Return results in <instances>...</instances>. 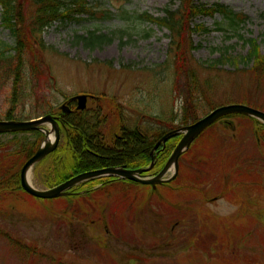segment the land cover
<instances>
[{
  "label": "rangeland",
  "instance_id": "rangeland-1",
  "mask_svg": "<svg viewBox=\"0 0 264 264\" xmlns=\"http://www.w3.org/2000/svg\"><path fill=\"white\" fill-rule=\"evenodd\" d=\"M15 1L16 30L26 41L20 50V63L29 82L16 91L25 112L41 111L48 104L58 108L79 94L92 95L93 102L88 104L94 107V100L103 96L115 98L122 105L130 128L140 123L156 133L165 129L158 120L182 127L184 110L193 109V105L190 118L204 117L212 107L231 102H247L264 110V83L259 84L248 74L250 63L241 62L239 69L231 63L209 67L227 49L237 58L246 55L248 38L257 39L264 54V0H195L203 6H227L247 20L235 31L226 27L228 22L219 14L197 17L195 23L209 31L194 32L191 37L183 34L179 45L185 51L179 56L177 49L171 48L167 29L135 17L143 13L165 17L164 9L170 6L176 11L180 0H87L97 10L111 11L113 19L102 20L99 13L97 19L84 16L83 21H54L40 31L35 22L36 0ZM124 12L132 18L122 19ZM3 15L0 6V48L2 44L17 46ZM223 22L225 32H220L217 23ZM97 29L111 40L86 46L80 36ZM192 45L197 48L192 49ZM15 60L18 61L17 53ZM30 66L38 68L39 76L29 75ZM193 78L198 79L200 93L189 96L187 80ZM13 79L11 70L0 63V117L10 107ZM242 125L247 131L253 124L234 119V132L217 125L210 133H221L224 140H231L232 136L233 140H241L236 148L244 159L253 165L261 163L251 134L239 136L237 128ZM11 138L0 136V144ZM19 138L34 141L28 133ZM92 149L99 156H113ZM116 158V164L122 162ZM202 158L205 157L190 153L181 162L188 174L195 173L205 180L198 185L207 193L205 199L197 191L181 187L141 194L136 188L102 191L95 185L84 189L93 193L90 201L73 202L29 200L19 194V199H10L0 213V264H264V213L256 216L254 212L264 209V192L256 190L249 197L252 203L243 217L231 205L241 200L235 194L210 201L214 195L220 196L224 185H217L214 167L206 174L197 164L203 161L213 165L219 156ZM257 169L264 175L263 164ZM40 178L34 168L31 183L46 189ZM198 197L202 200L194 202ZM193 234L191 242L188 239ZM216 239L222 242L214 244ZM25 245L31 248L29 255L24 251Z\"/></svg>",
  "mask_w": 264,
  "mask_h": 264
},
{
  "label": "trees",
  "instance_id": "trees-1",
  "mask_svg": "<svg viewBox=\"0 0 264 264\" xmlns=\"http://www.w3.org/2000/svg\"><path fill=\"white\" fill-rule=\"evenodd\" d=\"M173 2V0H172ZM15 0H0V6L3 8V21L10 29V32L13 33L14 37L17 39V46L9 47L7 45L2 44L0 48V63L3 64L5 68L11 70L14 79L12 81L13 91L9 98V109L4 112V116L0 117L4 118L5 120H18V121H26L37 119L40 116H46L47 114H51L53 116L58 115L60 113L59 108H55L53 105H47L45 109L41 111H36L33 113L25 112V109L20 108V96L17 95L16 91H20L24 89V82H29L27 75L25 74L24 67L22 63H20L21 55L20 50H23L25 47L23 46L26 41H23L21 37V33L16 30V22H15ZM181 6L176 11L171 10L170 6L164 9L165 17L156 18L149 15L148 13L140 14V16H136V20H145L147 22H152L157 24L160 27H164L170 33L171 37V48L177 49L178 56L180 53H184V47H181L180 38H183V34H187V36L191 37L194 32H208L209 29L204 27V25L196 24L195 19L200 16L209 15L215 16L219 14L223 17L224 22H228L226 27L236 29L246 23L247 17L244 15L233 12L230 8L220 4H214L212 6L207 5H199L195 2V0H180ZM37 5V13H36V26L37 30L40 31L43 29L44 26L49 25L51 22L54 21H83L84 16H87V19H97V15L100 13L102 20L113 19V14L111 11H103L97 10V8L93 7L87 0H74L70 3L64 2L59 3L55 0H36ZM122 19L129 20L132 17L128 16L125 12L124 14L120 15ZM217 23L219 26L217 30L220 32H225V24ZM98 30V31H97ZM89 31L86 36H80L81 41L85 43L86 46H97L98 44H104L111 40V37L105 35L99 29ZM186 38V41L188 40ZM245 44L249 47V50L246 55L241 57H236L232 55L230 49L221 54L220 58L217 61H214L209 67L224 66L225 64L231 63L233 66H236L238 69L241 68V62H248L252 67H250L249 73L252 77L254 76V81H257L259 84L264 83V54L261 51V43L258 42L257 39L248 38L245 41ZM192 49L197 48V46L192 45ZM18 55V61L15 60V54ZM190 58V57H187ZM3 61V62H2ZM23 67V69H22ZM31 67L30 76L35 78L39 76L38 68ZM247 74V75H248ZM187 90H189V96H193V94L200 93L199 89V82L198 79H188L187 80ZM107 102V103H104ZM244 102V101H243ZM235 103V102H231ZM191 104V102H190ZM248 106L250 105L247 102H244ZM94 107H88L85 111L77 112L75 108L73 112L69 115L64 116L65 121V128L67 131L64 132L63 140L59 144L57 151L49 155L43 162H41L36 171L38 175H40V179L44 184V187L47 189H51V187H55L60 185L66 180L71 179L73 176L81 174L87 168H97L101 166L104 162H94L93 165L87 164L86 162H81L78 157L79 148L86 147V143L95 144V145H108L110 147L113 146L114 142L113 139L118 137L125 136H134V135H141L143 137H148L150 145L155 144L156 139H159L167 134V132L175 130L174 122L170 123V121H163L158 120L165 126L164 130H157L156 133L153 130L149 129L147 126H143L140 123H134V128H130L129 125H126L125 118L123 115L122 105L117 102L115 98H105L101 97L96 101ZM191 104L190 106H192ZM216 107H212L211 110L215 109ZM258 108V107H255ZM261 109V108H260ZM192 110H195V106L193 105V109L184 110L186 115L185 117L181 118L182 126H188V124L195 123L198 121L200 117H192L190 118L189 115L192 113ZM187 112L189 114H187ZM148 116V114H145ZM143 117V116H142ZM3 119V120H4ZM234 119L237 120H247L251 124V129L244 130L243 125L237 128L238 134L240 137L248 134H251L252 138L251 141L255 142L256 147L254 151L257 152V156L261 160V163L254 164L248 158L244 159L245 157L241 155V152L238 147V142L233 140L234 136L231 137V140H224L222 134L219 135L216 133H210L211 130L217 125H221L223 130L233 131L234 128ZM72 126H77L79 131L76 133L78 138H71V135L74 134L75 129L70 128ZM125 130V132H124ZM245 131V132H244ZM31 134L34 136V141H24L19 138L20 135H27ZM66 133L69 134V139H67ZM6 136H11V140L5 144H0V213L1 210L4 209V206L10 199L18 197L19 194L26 195L30 200H37L34 197L26 194L20 184V170L23 165L26 163L29 157L35 154L36 150L40 146L41 142L43 141V134L40 132H26V133H16V134H5ZM4 135V136H5ZM210 135V136H208ZM2 136V137H4ZM156 138V139H155ZM179 140V136L172 137L168 142V150L164 153H159L157 156V162L155 164V172H158L163 169L164 164L167 162L169 158L170 152L175 148L177 142ZM91 141V142H88ZM196 148V149H195ZM198 148V149H197ZM207 148L209 150L205 151L204 149ZM197 150L200 152L201 156L205 158H211V156H219V158L214 159V162L210 165L208 163H203L197 167L200 171L209 172L214 167L218 175V182L217 185L223 184L227 178L233 180L232 185L242 187L243 191V204L246 207V212L248 213L252 200L249 202V197L253 196L256 190L259 192H264V179L261 171L257 169V166L261 167L262 164L264 165V124L262 125L255 119H250L245 116L239 115H230L221 119L220 123H216L209 127L208 130L203 133L199 139H197L192 147L189 149L188 153L185 154L184 157L189 156L190 153H193L194 156H198L199 154L194 153ZM87 151V150H86ZM149 148L146 149L140 158L137 157L130 159L127 161L129 168H136V166L140 167H147L151 163V156L149 155ZM256 157V158H258ZM205 158H202L203 160ZM136 163H139L137 165ZM195 164V163H194ZM179 174L177 178L173 180L170 185L171 188H162L165 190H172L176 184H179L181 189H189L187 187V183L193 182L195 187V191L200 194L201 182H204V179H200L199 176L195 173L188 174L187 171L184 169L183 164H180ZM228 179V180H230ZM101 180L96 179L93 183H85L76 187L75 190H82L83 188H92L96 182ZM197 182V183H195ZM255 183L252 184V183ZM94 184V185H93ZM168 187V186H166ZM138 188V189H137ZM134 190H138L139 192L151 194V190L149 187H137ZM133 189V188H132ZM140 189V190H139ZM180 190V189H179ZM206 193V192H205ZM93 193L91 192L87 196L90 197ZM207 194V193H206ZM83 197V196H82ZM77 194L73 196L62 197L59 199H54L51 201H67L73 202V200H81ZM205 199V196H204ZM27 200V199H26ZM202 200L201 198H196L194 202H199ZM46 201V200H44ZM254 211V209H252ZM3 212V211H2ZM256 216L260 213H264V209L261 211L256 209L254 211ZM264 216V215H263ZM195 236L194 234L189 236L191 239ZM221 240L216 239L214 240V244ZM192 242V241H191ZM19 248H21L19 246ZM24 251L26 255H29L31 252V248L25 245ZM211 248V247H210ZM134 261V259H132ZM248 261V260H247ZM250 263H254V261H249ZM248 262V263H249ZM131 264V262L129 263Z\"/></svg>",
  "mask_w": 264,
  "mask_h": 264
},
{
  "label": "water",
  "instance_id": "water-1",
  "mask_svg": "<svg viewBox=\"0 0 264 264\" xmlns=\"http://www.w3.org/2000/svg\"><path fill=\"white\" fill-rule=\"evenodd\" d=\"M77 101L78 110H85L87 108V95H79L74 98ZM66 109V106L63 108ZM230 115H244L249 118L258 120L261 124H264V111L254 107H249L245 104H230L219 106V108L211 111L207 116L199 119L196 123L190 124L187 127H183L167 133L165 137L160 139L156 143V147L151 152L152 162L147 168L138 169L136 171L129 170L127 168H104V170H94L93 172H85L81 175L72 177L71 179L64 181L61 185L53 187L51 189H37L32 183H30V172L39 165L50 154L54 153L60 142V128L58 122L51 116L39 117L37 120H4L0 121V135L6 133L26 132V131H41L45 134V141L40 145L37 152L31 156L27 163L24 164L20 171V184L25 193L30 194L34 198L51 200L58 199L62 196L69 195V192L73 187L82 184L83 182L93 180V178H103L104 176L118 177L120 179H128L134 182H139L144 185H156L161 183H169L175 179L179 171V160L182 154L187 152L192 143L199 138V136L207 130L211 125L218 122L221 118ZM49 126V129L46 127ZM177 134H183L182 138L178 142L177 147L171 153L165 167L153 178H143L142 174L152 170L155 165L156 156L154 152L160 146L165 144L167 139ZM170 171H174L169 179L166 176Z\"/></svg>",
  "mask_w": 264,
  "mask_h": 264
},
{
  "label": "flooded vegetation",
  "instance_id": "flooded-vegetation-1",
  "mask_svg": "<svg viewBox=\"0 0 264 264\" xmlns=\"http://www.w3.org/2000/svg\"><path fill=\"white\" fill-rule=\"evenodd\" d=\"M76 103H77L76 101H70L66 105L72 108L73 106L74 107L76 106ZM64 116H65V114L62 112L61 109H60V113L58 115H55V118H57V120L59 122V126L61 128V138H62V136H64V132L67 131V129L64 126V124H65ZM70 128L75 129L74 131H72V132H74V134L71 135V138H78L76 133L79 131V128L77 126H72ZM124 132H125V130H124ZM69 134L70 133H66V136H67V139H69V141H70ZM156 140L158 141L159 139H156ZM169 140L166 142V144H165L166 146H164V145L159 146V148L155 152L156 156L159 153H164L168 150L167 144H168ZM88 142H91V141H88ZM113 142H114V144L112 147H110L108 145H104V144L102 146V145H95L94 143L93 144L86 143V147L79 148L80 150L78 152V157L80 160V164L82 161L86 162L87 164H90V165H93L94 162L97 163V162L104 161L101 164V166H99L97 168H93V169H103L104 167H114V166L119 167L120 166L122 168H128L130 170L136 171V169H139L141 167L136 166V168H129L127 161H129L130 159L135 158V157H137V159L140 158V156L143 154V152L148 148L150 150L149 153L151 154V152L153 151V148L155 147L154 144L150 145L148 137H146V136L143 137L141 135H134V136H128V135L125 136L124 135L123 137H118L116 139H113ZM92 148L99 149V151L102 154L111 153V154H113V156H109V155H106L103 157L99 156L96 152L92 151L93 150ZM90 155H92V156H90ZM116 156L120 157L119 160H122L121 163L116 164V162H115L117 160ZM89 158H93V159H95V161H91ZM115 158H116V160H115ZM181 160H182V158H180V162H181ZM136 164L139 165V163H136ZM93 169L87 168L83 172L93 171ZM153 172L147 173V174L149 176L151 174L152 175L157 174V173H153ZM147 174H145L144 176H146ZM228 179H230V178H227L226 181L223 182V184H222V185H224V191H221V194H220L221 197L216 194V195H214L213 198L210 199V201L213 202V201H219L221 199L224 200V199H227V196H226L227 194H233V195L235 194L237 196V198L241 199V200L238 201V203H236L235 201L231 202L232 203L231 205L234 207L236 206L237 207L236 209H237L240 217H243L242 215L245 214L246 207L243 204L244 195H243L242 187L240 185H238V186L232 185V183H233L232 180L231 179L228 180ZM90 183H93V182H90ZM252 184L255 185L254 182ZM95 185L96 186L101 185L102 187L100 188V190H102V191L115 190V189H126V188H137L140 186L143 187V185L138 183V182L135 183V182L130 181V180H122V179H118V178H104L103 180H101L100 184L98 182H96ZM104 185H109V186L106 187ZM162 185L159 186L158 188L160 189V187H164V186H168V187H164V188H168V189L171 188L170 183L169 184H162ZM145 187H149L153 191L157 190L155 188H152V186H150V185H147ZM187 187L189 188V190H192L193 192H195V187L193 185V182L187 183ZM173 188L175 190H179L180 189L179 184H176V186H174ZM84 189H88V188H83L82 190H75L74 189L71 191V194H72V196L74 194H78L80 197L83 196L81 200L86 199V200L90 201L91 200L90 197H88L84 194L90 193L91 191L90 190H84ZM199 191H200L201 196L204 198L205 191L204 190L201 191V189ZM262 223L263 222L260 221L261 225H262Z\"/></svg>",
  "mask_w": 264,
  "mask_h": 264
},
{
  "label": "bare ground",
  "instance_id": "bare-ground-1",
  "mask_svg": "<svg viewBox=\"0 0 264 264\" xmlns=\"http://www.w3.org/2000/svg\"><path fill=\"white\" fill-rule=\"evenodd\" d=\"M30 183H31V181H30Z\"/></svg>",
  "mask_w": 264,
  "mask_h": 264
}]
</instances>
